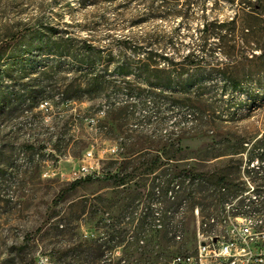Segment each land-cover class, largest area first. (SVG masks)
Returning <instances> with one entry per match:
<instances>
[{"label": "rangeland", "instance_id": "rangeland-1", "mask_svg": "<svg viewBox=\"0 0 264 264\" xmlns=\"http://www.w3.org/2000/svg\"><path fill=\"white\" fill-rule=\"evenodd\" d=\"M76 1L0 0V264H167L195 247L196 226L188 201L181 217L168 205L166 181L187 186V174L208 173L227 175L225 189L254 188L239 152L264 135V0H179L189 21L145 20L137 2ZM41 22L65 40L28 34ZM48 43L68 56L35 48ZM21 45L33 50L20 56ZM163 57L175 67L162 71ZM227 78L248 95L231 92ZM150 98L162 105L161 124L131 128ZM161 126L166 136L155 133ZM87 151L98 176L61 178ZM162 209L171 226L183 218L171 227L179 240L153 227Z\"/></svg>", "mask_w": 264, "mask_h": 264}, {"label": "trees", "instance_id": "trees-1", "mask_svg": "<svg viewBox=\"0 0 264 264\" xmlns=\"http://www.w3.org/2000/svg\"><path fill=\"white\" fill-rule=\"evenodd\" d=\"M156 1L157 0H77L76 3L78 6L85 9L87 7L99 8L102 6H110V7L128 6L132 2H137L143 6L144 13L141 16H144L143 18L145 20L156 19V18L166 19L169 17L172 19H176V17H180V18L185 19L186 21L193 19V15L190 14L189 11L187 10L182 11V10L177 9L178 8L177 3L179 0H159L155 6ZM190 2L191 0L186 1L185 4L187 8ZM201 2L203 3L204 1H200V3ZM162 4H164V6L166 4H170L171 7L169 8L168 14L165 13V11H162V8H163ZM99 20H101L102 22L106 21V19L103 16V12L100 13ZM201 26L203 29L202 31L204 33V31L210 25L206 22V20H203ZM29 33L50 34L51 36H54L53 37L54 41H64L65 38L63 37L66 35L65 31L57 32V30H52V28L49 25L43 22L37 23L36 25H34L31 29L28 30V34ZM19 36L22 37V34H20ZM7 45L8 43L6 41L0 43V62L2 61V57L5 55L4 51ZM35 48L40 51L44 49V52L53 53L57 56H65L68 54L67 52H65V49H63L64 47H54L52 43H48V45H44L43 47H35ZM85 49L88 52L97 50L96 47H93L92 44H89V43L85 45ZM32 50H33V47H23V45H21L19 47L18 54L20 56L23 54H29ZM201 50L204 51L205 48H202ZM81 65L83 64L81 63ZM158 66H160V64L155 65L156 68ZM170 67L171 68L175 67V63L172 60L166 57H163L162 58V71H164V68L168 69ZM116 72L118 74H123V73H126L127 71H125L123 68H118ZM224 80L230 86L231 92H238L241 94L248 95V93L240 87V84L236 80L232 78H229V79L227 78ZM87 93H89L88 90H87ZM243 150L245 151H242L239 153L240 154L245 153L244 154L245 159L243 162L244 174L246 177L249 178L247 179L248 184H250L249 181L254 184L252 185V187L254 186L253 190L250 191L248 194H254L258 199L256 203L248 204V207H249L250 212L256 213L257 215L264 217V135H262L258 140H256L255 143H253L248 149L245 148ZM254 163H255V166H254ZM240 166L242 165L240 164ZM254 175H257L258 178L256 181H259L258 183H256V181L254 180L251 181ZM90 179L91 178H86L84 180L75 181L73 182V184L79 183L80 181L90 180ZM184 179L185 180L183 182H186L187 186H180L179 184L172 185V182L166 181L164 183L165 187L163 189L164 191L163 195L165 196L167 203L168 202L170 203L168 205L169 206L171 205L174 207L175 213L180 215L178 217H181V210H182L181 204H183L182 202L184 201H188L190 203V207L188 209L191 210L192 217H193V210L195 208H198L202 217L209 218L211 216H216V214L219 213V211L222 209L223 203L227 201L228 198L233 200L236 197L242 196L246 192H248V190L239 188L237 184L233 182L228 183L227 185L229 188L225 189L222 186V184L226 182L227 175L220 176L216 174L197 173L195 175L187 174V176H185ZM120 185H123L122 181ZM170 185H172L171 189H169ZM246 199H247L246 197L241 198L238 201L237 206L239 208H242L245 204ZM155 215L158 216L157 213H155ZM170 215H171V212L168 211V209H165V210L162 209V221L156 219L157 222L153 223V227L158 228L160 231L162 230L163 237L164 235L167 236L168 234H170L171 240H172V239H175L176 236H178L175 233L176 230L173 231V229H177V227H182L183 224L181 220L183 218L179 219L175 226L172 225L173 226V229H172L171 228L172 226L170 224H172L173 218H171ZM38 232L39 230H37L33 234L26 235L24 237V240L26 242L31 241L35 237V234H37ZM141 242L142 241L140 239H137L135 240L134 243L138 247L137 244ZM193 250L194 248H191L188 251L177 253L176 255H173L172 258L180 254H187L188 252H191V251L193 252Z\"/></svg>", "mask_w": 264, "mask_h": 264}, {"label": "built area", "instance_id": "built-area-1", "mask_svg": "<svg viewBox=\"0 0 264 264\" xmlns=\"http://www.w3.org/2000/svg\"><path fill=\"white\" fill-rule=\"evenodd\" d=\"M161 117L162 105H156V102L150 98L149 103H143L141 111L134 113L135 120L130 127L140 132H152V125L158 124ZM185 117V121L191 124V114L185 113ZM155 133L162 137V135L166 136L168 131L162 130L161 126ZM110 152L115 153V148ZM98 174L92 152L87 151L80 160L71 163L66 173L61 174L60 177L65 181L75 182L95 178ZM248 195L250 194L225 201L219 211V217L204 218L198 208H195L193 210L196 226L194 250L174 256L167 264H264V217L250 212L248 204L256 203L258 199L255 195L251 197ZM245 197L247 199L244 206L239 208L238 201ZM175 239L179 240L180 237L176 236Z\"/></svg>", "mask_w": 264, "mask_h": 264}, {"label": "water", "instance_id": "water-1", "mask_svg": "<svg viewBox=\"0 0 264 264\" xmlns=\"http://www.w3.org/2000/svg\"><path fill=\"white\" fill-rule=\"evenodd\" d=\"M213 241H215V239H213Z\"/></svg>", "mask_w": 264, "mask_h": 264}]
</instances>
